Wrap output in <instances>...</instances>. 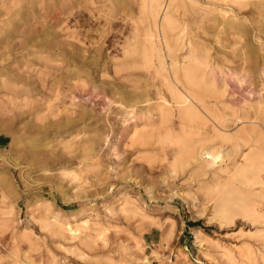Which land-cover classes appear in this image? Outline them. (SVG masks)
<instances>
[{"label":"rangeland","instance_id":"rangeland-1","mask_svg":"<svg viewBox=\"0 0 264 264\" xmlns=\"http://www.w3.org/2000/svg\"><path fill=\"white\" fill-rule=\"evenodd\" d=\"M140 5L0 0V264H230L221 248L237 264L246 250L243 264H264V219L245 215L241 182L229 179L244 148L218 145L221 162L196 171L171 163L173 148L156 136L132 141L141 122L131 110L153 103L160 89L124 53ZM175 14L182 39L206 53L223 86L217 112L242 117L264 87V0H184ZM133 94L153 102L130 107ZM13 135L17 147L8 145ZM215 184L241 202L225 219L214 209ZM126 197L142 212L124 208ZM250 199L264 212L263 196ZM71 210L82 211L73 225L89 220L76 237L46 227Z\"/></svg>","mask_w":264,"mask_h":264},{"label":"bare ground","instance_id":"bare-ground-1","mask_svg":"<svg viewBox=\"0 0 264 264\" xmlns=\"http://www.w3.org/2000/svg\"><path fill=\"white\" fill-rule=\"evenodd\" d=\"M177 2L184 4V0H167V2L163 0H141L140 21L135 25L134 35L132 39L130 38L131 41L127 46L126 52H124L129 59V66L142 68L141 73L143 69L149 72L151 70L154 78L155 76L158 77L160 83V89L155 95L157 97L154 102L148 97L139 101V96L136 97L135 94L130 99V107H137L142 102H153L146 103L147 105L140 108L139 112H137V108L131 110L130 113H134L135 119L141 122L140 126L138 124L135 125L132 141L145 144L156 136L158 142L165 145L168 144L173 148H171L172 156L169 160L171 163L194 164L196 171L212 169L217 160L219 159L220 161V151L215 149L218 145H230L231 149L235 148L236 150H239L240 147L244 148V151L240 153L241 164H236L232 167L229 179L241 182V188L236 187V190L238 192L241 191L244 204L243 212L253 222H257L259 219H264V212L257 210L255 202L250 198L251 196L264 197V95H262L264 87L259 97H257L258 100L248 107V111L242 117L241 113L227 119L225 118L226 115L221 116L217 112L218 109L216 107L220 104L225 106L223 102V86L215 82L216 79L213 77L215 70L209 62L210 60H208L206 53L197 51L191 39L187 41L182 39L185 29L175 14ZM224 13L225 11H222L223 17H225ZM224 23L225 25L231 24L228 21H224ZM183 48H186V51L185 55L181 56L178 51ZM238 81L241 83V78H238ZM52 114L54 115V113ZM241 124L245 126L241 127ZM233 128L236 129L233 131ZM19 143L18 137L13 135L10 137L8 145L17 147ZM119 153L121 154L120 149ZM216 186L218 184H215L214 189L218 192L214 202V209H216L215 211H217L220 219H225L227 217L226 208L228 206L241 208V202H232L222 195L220 196L219 187ZM125 205L132 207L133 211L142 212L141 208H138L129 197L124 199V208ZM81 213V210H71L65 213L63 217L56 213L52 217V222L46 221L45 225L58 235L74 238L79 234V228L81 226L87 227L89 222V220H81V225H73L71 223V220H76ZM221 249L222 256L230 264H237L231 249ZM249 252V250H246V253L241 251V264L244 261L251 260ZM261 257L264 258V256Z\"/></svg>","mask_w":264,"mask_h":264}]
</instances>
